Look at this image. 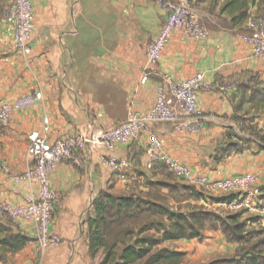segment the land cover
Returning a JSON list of instances; mask_svg holds the SVG:
<instances>
[{
    "label": "crops",
    "instance_id": "0c3cea01",
    "mask_svg": "<svg viewBox=\"0 0 264 264\" xmlns=\"http://www.w3.org/2000/svg\"><path fill=\"white\" fill-rule=\"evenodd\" d=\"M231 1L235 3L224 10ZM156 2L31 0V54L23 56L14 50L13 27L4 19L12 0H0V103H13L33 92L42 96L33 107L14 111L9 126L0 127V161L8 169L0 171V205L17 206L36 197L35 181L16 182L14 177L29 167V140L43 127L48 128L49 143L87 128L116 127L128 114L151 109L164 76L180 81L202 74L209 87L198 96L205 123L201 132L179 133L176 123L156 124L132 145L113 151L86 146L50 170L49 185L56 194L50 234L60 243L43 248L33 222L0 213V225L29 239L19 251L3 253L0 264H98L100 255L89 254L88 220L99 192L114 197L145 194L150 182L191 187L163 164L145 168L149 133L157 135L162 155L193 176L210 181L256 177L249 194L232 196L248 202L249 211L255 208L263 214L264 209L254 204L264 196V62L253 57L243 37L249 32V18H264V0H193L194 16L207 38L195 40L173 31L147 82L141 84L147 47L165 22ZM241 11L247 15L245 21L238 20ZM108 157L126 161L127 167L110 174L104 164ZM214 197L219 195H204L195 203L217 215L226 213ZM202 236V242L187 240L174 251L205 264L222 255L232 257L240 249L219 231L205 228Z\"/></svg>",
    "mask_w": 264,
    "mask_h": 264
},
{
    "label": "built area",
    "instance_id": "2783aa9c",
    "mask_svg": "<svg viewBox=\"0 0 264 264\" xmlns=\"http://www.w3.org/2000/svg\"><path fill=\"white\" fill-rule=\"evenodd\" d=\"M193 0H157V5L165 14V22L157 35L148 45L146 51L147 68L141 84L150 77L153 66L158 62L160 54L167 45L170 34L180 31L183 35L205 40L206 29L194 16ZM5 21L13 27V48L23 56L31 54L33 33V6L31 0H12V4L4 12ZM248 34L243 41L252 48L255 59L264 62V18H249ZM209 90L202 74L191 78L174 81L164 76L158 84L157 95L151 109L144 113H130L122 124L111 129L87 128L74 135L66 136L53 143L46 137L48 128L43 127L41 133H35L29 140L27 155L30 165L27 170L15 176L16 182L35 181L37 184L36 197L28 198L23 204L11 206L0 205V213L10 219H24L36 225L37 241L43 248H52L60 243V239L50 234L52 215L56 203V194L49 185V171L54 169L62 160L71 158L76 152L90 147H103L113 151L117 146L134 144L143 132L156 124H174L179 133L196 134L204 127V119L198 108V96ZM42 100L39 92H33L21 97L13 103H0V127L9 126L11 115L16 110L28 109ZM144 154L145 168L152 169L156 164L167 166L171 175L180 182L194 187L206 195H242L249 194L257 184L256 177L242 175L227 179L210 181L205 176H193L188 169L160 153V141L156 134L149 133ZM107 170L112 175L121 173L127 163L115 157L104 160ZM0 171L8 172L7 167L0 161ZM235 198L230 203H222L229 214L250 208L249 203Z\"/></svg>",
    "mask_w": 264,
    "mask_h": 264
},
{
    "label": "trees",
    "instance_id": "16d2710c",
    "mask_svg": "<svg viewBox=\"0 0 264 264\" xmlns=\"http://www.w3.org/2000/svg\"><path fill=\"white\" fill-rule=\"evenodd\" d=\"M231 1L223 8L232 5ZM247 15L241 11L238 20L245 21ZM159 186V183H154ZM189 188L194 199H201L203 194L194 187ZM149 190V188H148ZM261 190H264L262 186ZM149 194V193H148ZM232 195L214 197L219 203H230ZM93 217L88 220V249L92 258L100 255L98 264H179L183 253L160 248L162 243L180 240L200 239V232L205 222L213 223L211 230L220 231L229 243L240 244L243 240L242 226L238 223L239 213L217 216L213 212L207 215H185L141 195L114 197L107 191L99 192L92 200ZM157 216L165 219L161 222L143 223L145 216ZM155 232V236L145 233ZM0 256L13 253L24 247L29 239L9 233L8 228L0 225ZM247 240L245 241L246 244ZM239 264H264V242L245 246ZM247 250V253L245 251ZM246 256V257H244ZM1 258V257H0ZM207 264H221L211 263Z\"/></svg>",
    "mask_w": 264,
    "mask_h": 264
},
{
    "label": "rangeland",
    "instance_id": "374dc122",
    "mask_svg": "<svg viewBox=\"0 0 264 264\" xmlns=\"http://www.w3.org/2000/svg\"><path fill=\"white\" fill-rule=\"evenodd\" d=\"M158 185L159 186H155L154 183L150 182L147 183L149 190L145 194H136L129 192L128 195H133V194L135 196L141 195L142 197L148 198L152 201H155L171 209L173 212H184L188 216L207 215V213H205V208L199 205L198 203H195V199L191 197L192 196L191 194L193 193L189 190V188L184 189V187L170 182H168L167 184H158ZM204 195L207 196L206 194ZM258 198L259 199L257 200V202H255L254 207H256L259 210H263L264 196H260ZM260 199L263 201L261 203H258ZM260 212L261 211H257L255 208H253V211H249L248 209L240 210L239 213L240 217L238 223L241 224L243 230L242 231L243 241L238 245L239 246L238 248L240 249L238 250L236 249L235 252H233L235 255H233L232 257H228L224 255L217 257L216 260L213 261L214 263L239 264L242 258L241 250L246 248L245 247L246 244L247 246H251L252 244L255 243L264 242V212H262L263 214H261ZM220 214L217 216L224 217L229 213L226 212V213H222L221 215ZM142 221L143 223L161 222L167 224L165 219H163L162 217L150 216V215L145 216L144 220ZM211 226H213V223H209L208 221H206L205 226L202 228L200 232L202 233V231H204L205 228L210 229ZM145 235L155 236V232L152 230L151 232L145 233ZM204 239L205 238L202 236L199 240L197 239V242L198 243L202 242ZM246 240L247 242L245 244ZM186 241L187 240L165 242L162 243L159 247L165 248L169 251H174L175 249L183 247ZM211 262L212 261L208 263ZM179 264H199V262H193L192 259L186 258V254L183 253L182 261Z\"/></svg>",
    "mask_w": 264,
    "mask_h": 264
}]
</instances>
